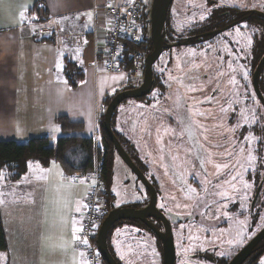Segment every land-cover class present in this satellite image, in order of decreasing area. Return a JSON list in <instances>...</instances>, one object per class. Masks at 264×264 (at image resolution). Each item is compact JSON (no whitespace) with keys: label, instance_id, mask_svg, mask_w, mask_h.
I'll return each instance as SVG.
<instances>
[{"label":"crops","instance_id":"crops-1","mask_svg":"<svg viewBox=\"0 0 264 264\" xmlns=\"http://www.w3.org/2000/svg\"><path fill=\"white\" fill-rule=\"evenodd\" d=\"M118 1L0 0V140L26 142L43 136L55 142L62 134L101 140L105 101L129 78L126 73L105 71L99 59L105 51V20L94 21L93 7H99L102 16L104 6ZM67 62L83 72L76 87L67 80ZM157 96L160 103L165 100L160 92ZM159 105L150 96L128 99L115 113L114 130L146 166L147 149L160 154ZM174 110L171 105L170 111ZM61 116L82 125L63 131L57 122ZM118 173L126 183L136 185L137 192L125 198L117 195L113 186ZM134 176L116 154L111 186L114 207L145 200L144 185H138ZM165 177L173 192L177 179ZM88 189L85 177L79 172L67 174L56 160L47 167L30 161L27 172L16 181L1 174L0 217L8 247L0 250V264H86L77 240Z\"/></svg>","mask_w":264,"mask_h":264},{"label":"rangeland","instance_id":"rangeland-1","mask_svg":"<svg viewBox=\"0 0 264 264\" xmlns=\"http://www.w3.org/2000/svg\"><path fill=\"white\" fill-rule=\"evenodd\" d=\"M254 3L260 7L264 0H175L171 7L170 32L176 41H184L191 30L199 31L204 25H219L211 23L209 17L214 7L236 5L234 7L243 8ZM256 31L248 29L246 24H241L193 45L184 44L165 49L154 65L159 79L158 88L146 97H153L160 104L158 133L160 136L163 134L157 146L159 156L155 155L154 148L147 149L146 155L143 154L144 162L148 159L149 169H146V174L150 181L156 180L161 184L165 182L166 185L168 181L164 175L169 172H196V160L199 158L198 153L202 151L207 152L210 159L215 152L224 153L222 146L228 148L231 153L228 156L230 169L233 173L240 174L236 182L245 196L240 198L241 210L245 217L235 219L237 224L230 229L219 225L222 222L216 223L213 229L191 226L195 229L191 236L201 237L202 249L209 245L214 246L213 254L219 258L218 264H228L264 227V189L257 221H250L248 216L249 198L258 187L255 178L259 170L260 175H264V107L256 96L252 83L254 65L259 61L258 59L253 62L255 54L251 49ZM148 32L147 38L151 37L150 26ZM260 32L264 36V26ZM142 80L143 78L131 77V84L138 86ZM160 90L163 91L160 98L161 95L165 98L162 103L158 101L157 96L161 93ZM171 105L175 107L173 112L170 111ZM185 105L188 106L187 110ZM215 138L223 144L216 148L210 144L197 145L199 140L209 142L217 140ZM148 146L146 144L145 148ZM133 156L136 158V152ZM87 173H84L87 177L85 178L90 181V175ZM134 177L138 185L142 186L139 178ZM178 183L177 179L176 184ZM115 187L116 194L123 198L130 197L138 188L132 183H126L122 173L115 181L113 188ZM176 199V196L174 199L171 197L172 207L184 206L176 202ZM218 206L209 208L215 213V217L222 215L228 208L227 203L225 208H217ZM183 230L182 225L176 229L177 237L183 244L179 245L181 254L177 264H202L191 254H185L182 249L185 243ZM110 243L122 264H163L160 246L162 243L159 244L156 236L143 225L120 223L111 231ZM249 264H264V250L258 252Z\"/></svg>","mask_w":264,"mask_h":264},{"label":"flooded vegetation","instance_id":"flooded-vegetation-1","mask_svg":"<svg viewBox=\"0 0 264 264\" xmlns=\"http://www.w3.org/2000/svg\"><path fill=\"white\" fill-rule=\"evenodd\" d=\"M255 5L256 3L243 8L234 7L236 5L233 6L226 5V7L223 6L214 7L209 13L211 23H216L215 19H219V16H222V19L226 21H224V23L221 24L217 23L219 25H216L214 27L211 26L207 27V25L201 26L199 31H195L196 29L191 30L189 34L186 35V38L184 40L188 42L187 44L193 45L198 41L207 40V38H209L211 35H218L220 33L229 31L232 28L239 26L241 24H246V27L248 29L257 30L256 32H254L255 34L254 36L256 37L251 46L253 47L251 48L253 49L252 53L255 54V58L253 60V62H255L256 60H258L257 59L258 56H260L256 48L260 47V43L262 42V40H264V36H262L260 32V29L263 28L264 26V16H263L264 4L260 7L259 5L257 6ZM170 14H171V8L168 17V27L171 29L172 23L170 20ZM227 26L230 27L224 29ZM222 29L224 30L221 32H215V31H220ZM261 58L259 59V61L261 60ZM198 144H202V145L210 144L214 148H216V146H220L221 144H223V142L219 141L218 139L211 140L209 142H204L202 140H199L197 142V145ZM222 147H223V152L226 153V155L224 153L215 152L213 153V157L211 159L207 152L202 151L198 153L199 158L196 160V172H193L192 174H188L185 172L180 174L178 173L173 174L172 172H169L168 175H172L179 180V183L176 186H174V188L176 189L175 190L173 189L174 190L173 192L167 187L168 186L167 184L164 186L163 184H161L156 180L153 182L151 181L155 185L158 192V203H157L158 208L163 213L165 217L164 220H168L172 228V235L175 243L174 264H177V259L181 254L179 245H183L181 244L180 239L177 237L176 234L177 227L182 225L184 228L182 234L188 237V239H186L185 236L183 237L185 243L182 249L185 251V254L187 255L191 254L196 261L202 264L206 262L218 264L219 258L213 254L214 246L209 245L205 249H202L201 247L202 243L200 241L201 237L197 236L196 238L191 236V234H193V232L195 231V229L191 226L213 229L216 226V223L222 222L219 225H221L224 228L229 227L228 229H230L237 224L235 219H242L245 217V213L243 214L241 210L242 199L245 198V196L242 195L239 186L236 182L240 174L233 173L231 171L232 169H230V164H229L230 159L228 157L229 154L231 153L229 152L228 148H225L224 146ZM133 159L135 160L136 163L138 162L137 164L146 174L147 173L146 169H148V167L144 165L142 161H140L137 155L136 158ZM165 175L167 176V174ZM187 176L189 177L187 178ZM255 180L256 182H258L257 184L258 187L256 188L254 195H251V197L249 198L250 207L248 211V216L250 217V221L254 219V222L257 221L260 214L259 208H261V206L259 205L262 198V193H263L262 191L264 189V181H263L264 179L262 180L260 171L257 177L255 178ZM172 196H173L172 199H174L176 196L177 197L176 202H179L184 206L180 208L172 207L171 206ZM145 197L146 198L144 201L135 203L133 207L140 208L148 204L150 199V192L146 187H145ZM180 201H184V202L181 203ZM226 203L228 204V208L226 209V211L222 215L215 217L214 216L215 213H213V211L211 212L213 207H216L218 205H223V206H218L217 208H225L227 207V206L224 207ZM210 207L212 208L211 210H209ZM210 212L212 213L211 215ZM234 214H236V216H234ZM164 220L159 217H150V221L162 232H165L166 230V225L164 223ZM250 221L249 223H251ZM123 222L133 223L136 225L142 224L143 226L145 225L144 227L148 228V230H150V232H152L156 236V238L159 241V244L160 242L162 243V245L160 246L163 253L164 244L162 239L157 234H155L145 222L138 219L123 220ZM254 251L255 250H253V252Z\"/></svg>","mask_w":264,"mask_h":264},{"label":"trees","instance_id":"trees-1","mask_svg":"<svg viewBox=\"0 0 264 264\" xmlns=\"http://www.w3.org/2000/svg\"><path fill=\"white\" fill-rule=\"evenodd\" d=\"M145 18L147 19V21L145 22L144 25L145 28L144 39L142 40L140 47L143 49V51H145V54L147 55L153 49V42L150 36L147 38L148 36L147 33H149L148 29L150 26L149 13L145 15ZM215 21L216 24L217 23L221 24L224 23V21L226 20L222 19V16H219V19H215ZM166 33H167V39H166L165 49L171 48L168 47L169 43L181 42L180 40L176 41V38L172 35V32H170V28L168 27V19H167ZM132 48H134V45H130L128 50L125 52L127 53L126 58L128 63L126 64V68L128 70H130L132 66V61L128 60L129 59L128 52H130L129 50H131ZM256 49L260 54V56H258L257 59H260L264 55V40H262V42L260 43V47ZM103 55H104V51L100 52L99 59H102ZM257 64L258 62L254 65V70ZM65 72H66L67 80L72 87H76L84 78L82 70L78 68L77 65L73 62H67ZM263 73H264V68H262L259 77V85L264 94V82H262ZM154 76H155V81L152 90L158 88L157 86L159 82V79L155 71H154ZM128 78L129 79L125 87H123L122 89L116 91L114 94L107 97L105 101V109L117 92L126 88L135 87L134 84H131V77L128 76ZM160 91H161L160 94H163V91L162 90ZM147 96L142 97L140 99H145ZM105 109L100 117V122H101L100 128L102 132V137L101 140H99L100 142L99 144L98 141L95 139V137H87L80 135L76 136V135H68V134L60 135L55 142H52L50 137H43V136L32 137L26 142H19L16 140H0V175L4 173L6 174L7 179H9L10 181H16L20 179L27 172L30 161L39 162L42 166L47 167L50 165V163L53 160H56L62 164L64 171L67 174H75L78 172L84 174L89 172L90 170L94 171L95 169H98L99 176L104 181L108 190L109 206L111 209L114 208L115 206L113 205L114 196L111 192V186L113 183L114 165H115V158L117 153L113 142L107 136L104 129L103 116ZM114 119H115V114L113 116V121H112L113 124H114ZM57 122L59 123L63 131L73 130L74 128H79L82 125V123L74 122L66 116L58 117ZM117 136L121 141V143L123 144V146L125 147V149L132 155L133 158H135L133 156V154H135L133 147L129 146L128 142L124 139V137L120 136L118 133ZM261 178L263 180L264 175L261 176ZM257 184L258 182H256V185ZM120 223H123V221L116 222L113 225L111 231L115 227L119 226ZM109 241H110V234H109ZM109 245L111 251L115 255V251L113 250L111 243H109ZM7 247L8 245H7V238L4 229V224L0 217V250H6ZM254 250L255 251L251 253L250 256H248V258L244 261L243 264H249L251 260H253V258L257 256L258 252L264 250V237L255 246ZM115 257L117 258L116 255ZM117 260L122 264V262L118 258Z\"/></svg>","mask_w":264,"mask_h":264},{"label":"water","instance_id":"water-1","mask_svg":"<svg viewBox=\"0 0 264 264\" xmlns=\"http://www.w3.org/2000/svg\"><path fill=\"white\" fill-rule=\"evenodd\" d=\"M173 2L174 0H152L150 9V34L153 42V49L146 55L145 58L143 80L138 86L126 88L117 92L107 105L104 112V129L107 136L113 142L116 153L150 192L149 202L145 206L136 208L133 207L132 204H129L114 207L110 210L109 214L102 222L98 231L97 244L107 264H121L111 251L109 245V234L113 225L118 221L131 219H138L145 222L149 228L152 229V231L162 239L164 244L163 264H174L175 261V243L173 240L172 228L169 221L164 220L165 217L158 208L157 189L155 185L149 180L147 175L143 172V170L139 167V165L135 162L129 152L125 149L114 130L112 122L115 111L125 100L142 98L151 93L155 81L154 65L166 47L167 19ZM230 26H227L224 29H227ZM224 29L215 32H221ZM187 43L188 42L186 40L181 42H173L169 43L168 47L184 45ZM262 68H264V55L257 64L252 77L254 91L264 107V94L259 85V77ZM150 217H159L163 219L166 225L165 232L160 231L150 221ZM263 237L264 227L232 258L229 264H243Z\"/></svg>","mask_w":264,"mask_h":264},{"label":"built area","instance_id":"built-area-1","mask_svg":"<svg viewBox=\"0 0 264 264\" xmlns=\"http://www.w3.org/2000/svg\"><path fill=\"white\" fill-rule=\"evenodd\" d=\"M151 3V0L112 2L102 8V16H99L100 8L93 7L94 21L97 23L99 19L105 20L106 44L103 58L100 59L105 71L126 73L136 79L143 78L146 54L140 44L147 21L145 15L149 13L150 17ZM130 45H134V48L128 52V60L132 61L131 69L128 70L125 52ZM80 174L86 177L83 173ZM87 174L90 175L87 208L78 234L77 247L85 256L86 264H107L99 250L97 237L102 222L111 210L108 190L99 176L98 169Z\"/></svg>","mask_w":264,"mask_h":264},{"label":"snow or ice","instance_id":"snow-or-ice-1","mask_svg":"<svg viewBox=\"0 0 264 264\" xmlns=\"http://www.w3.org/2000/svg\"><path fill=\"white\" fill-rule=\"evenodd\" d=\"M56 131H59V129H56ZM235 179V178H234ZM0 195H3L2 193H0ZM0 202H2V201H0Z\"/></svg>","mask_w":264,"mask_h":264}]
</instances>
